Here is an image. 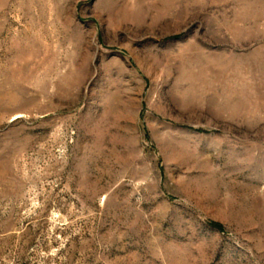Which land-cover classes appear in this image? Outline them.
Instances as JSON below:
<instances>
[{
  "label": "rangeland",
  "instance_id": "374dc122",
  "mask_svg": "<svg viewBox=\"0 0 264 264\" xmlns=\"http://www.w3.org/2000/svg\"><path fill=\"white\" fill-rule=\"evenodd\" d=\"M0 264H264V0H0Z\"/></svg>",
  "mask_w": 264,
  "mask_h": 264
}]
</instances>
